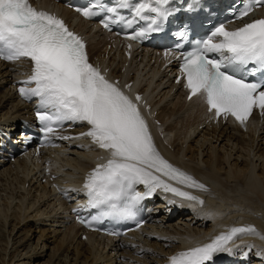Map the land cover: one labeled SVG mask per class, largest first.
Wrapping results in <instances>:
<instances>
[{
  "label": "snow or ice",
  "instance_id": "snow-or-ice-1",
  "mask_svg": "<svg viewBox=\"0 0 264 264\" xmlns=\"http://www.w3.org/2000/svg\"><path fill=\"white\" fill-rule=\"evenodd\" d=\"M169 4L170 0H112L111 4L88 0L87 6L75 10L87 19L108 14L102 23L109 30L113 23L132 27L143 21L140 30L126 36L143 41L162 31L173 14ZM257 7H264V0H247L233 17L242 19ZM122 10L130 16L121 15ZM232 22L218 24L194 39L191 50L180 53V72L189 100L199 96L216 119L231 116L246 128L253 110L264 115V77L249 79L264 73V19L228 30L227 24ZM176 35L182 42L188 40L187 30ZM0 59L31 62V75L22 82L19 93L26 100L36 98L37 118L46 138L65 123L86 124L89 130L82 135L107 153L105 162L89 173L83 185L88 209L98 211L88 219L81 218V223L93 227L104 219L135 221L137 205L158 190L204 204L185 189H209L160 154L138 103L118 82H110L89 63L84 42L61 18L37 10L30 0H0ZM141 99L135 97L137 102ZM242 235L264 239L254 226L233 227L210 243L172 256L170 264H210L216 254H230L234 238Z\"/></svg>",
  "mask_w": 264,
  "mask_h": 264
},
{
  "label": "bare ground",
  "instance_id": "bare-ground-1",
  "mask_svg": "<svg viewBox=\"0 0 264 264\" xmlns=\"http://www.w3.org/2000/svg\"><path fill=\"white\" fill-rule=\"evenodd\" d=\"M64 13L69 15L67 10ZM84 27L78 24L79 29ZM89 40L91 56L101 59L103 38L93 33ZM115 60L111 56L107 62L109 66L114 64L111 73L134 80L139 62L130 61L124 73L120 70L122 60ZM150 60L148 57L140 68L136 87L139 91L149 89L152 112L156 111L153 121L150 119L154 140L162 144L165 156L173 164L209 189L196 190L204 204L182 202L179 218L166 223L162 214L157 224L161 229L143 230L144 243L135 248H120L115 243L108 244V248L94 235L81 240L75 225L65 224L70 197L62 199L51 188L54 185L43 174L42 164L21 160L17 165H7L6 173L0 172V264H163L169 254L186 243H210L235 225L254 226L264 236V125L241 131L230 124H205L199 130L205 120L199 100L187 104L180 89L170 95L171 81L164 80L166 74L158 77V71L145 70ZM9 75L8 68L0 64V125L13 123L28 113L29 106L13 93ZM71 144L80 148H72ZM63 149L66 153H61L54 171L65 172L58 182L69 191L75 188L78 175L101 153L84 139L65 144ZM60 224L65 230L58 228ZM231 246L241 264H264V239L242 235ZM137 252L142 255L136 256Z\"/></svg>",
  "mask_w": 264,
  "mask_h": 264
},
{
  "label": "rangeland",
  "instance_id": "rangeland-1",
  "mask_svg": "<svg viewBox=\"0 0 264 264\" xmlns=\"http://www.w3.org/2000/svg\"><path fill=\"white\" fill-rule=\"evenodd\" d=\"M259 165H260V164H259ZM15 203H17V202H15ZM15 203H14V205H15ZM55 225H59V224H56V223H55ZM58 228H61V229H63V230L65 229V227H63V226L58 227Z\"/></svg>",
  "mask_w": 264,
  "mask_h": 264
}]
</instances>
